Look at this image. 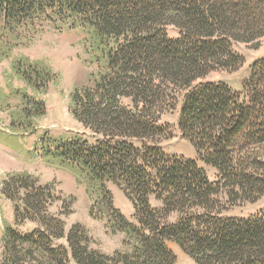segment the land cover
<instances>
[{"label": "trees", "instance_id": "trees-1", "mask_svg": "<svg viewBox=\"0 0 264 264\" xmlns=\"http://www.w3.org/2000/svg\"><path fill=\"white\" fill-rule=\"evenodd\" d=\"M40 14L84 27L105 71L71 94L73 117L94 138L44 133L35 150L95 184L92 200L104 207L110 232H124L136 244L107 254L90 247L81 224L65 233L62 216L71 212L72 198H63L61 212H50L61 192L14 172L0 188L14 208V225L0 235V264H174L169 242L196 264H264V208L246 218L223 214L264 194V57L241 90L219 80L243 66L235 45L263 44L264 0H0L3 28ZM13 70L19 77L33 73L37 82H26L37 90L53 80L39 66L27 72L15 63ZM32 102L33 116L41 115V102ZM168 112H177L179 134L216 170L215 180L194 160L161 151L159 143L172 136L162 118ZM107 182L131 201L136 224L113 207ZM94 207L90 212L101 218ZM26 221L35 227L21 232L16 225ZM63 237L66 245L54 244Z\"/></svg>", "mask_w": 264, "mask_h": 264}, {"label": "rangeland", "instance_id": "rangeland-1", "mask_svg": "<svg viewBox=\"0 0 264 264\" xmlns=\"http://www.w3.org/2000/svg\"><path fill=\"white\" fill-rule=\"evenodd\" d=\"M168 33L177 35L176 30L172 29H168ZM87 35L88 31L82 26H61L58 21L41 14L12 28L0 26V188L9 174L22 171L33 175L41 184L51 183L61 192V196L51 205L50 212L56 214L62 211L64 197L73 200L71 212L62 216L65 233L71 225L78 223L91 237L90 247L107 254L130 251L136 244L135 239L127 237L124 232L111 233L106 226L104 207L100 201L97 204L92 200L96 196V185H89L76 168L59 166L35 150L36 141L44 133L53 137L78 134L90 140L94 138L93 133L77 121L70 111L72 92L92 86L97 74L105 71V58L94 57L97 55L90 47ZM235 48L243 55V66L234 73L221 74L219 80L235 90H241L242 82L249 76L253 64L264 57V42L257 49L242 44L235 45ZM15 63H19L22 70L27 72L36 66L50 69L53 80L46 86H42V83L37 85V90L26 81L37 82L38 78L30 72L31 76L25 73V77H19L13 70ZM29 98L35 103L41 102L37 105L43 114L33 116L37 109H33V102ZM162 118L172 125V136L159 143L161 151L170 156L194 160L204 169L208 179L215 180L216 170L202 162L191 143L179 134L177 112H168ZM132 143L140 146L135 139H132ZM106 185L112 194L113 207L136 224L131 201L116 184L107 182ZM151 203L154 206L159 204L153 197ZM92 204L95 207L91 211L101 214V218L90 212ZM263 208L264 194L255 202L228 207L223 214L246 218ZM7 224L14 225V208L0 189V235ZM16 227L21 232H28L35 224L26 221ZM54 244L66 245V240L63 237L54 240ZM169 247L176 256L174 264H196L176 243L169 242Z\"/></svg>", "mask_w": 264, "mask_h": 264}]
</instances>
